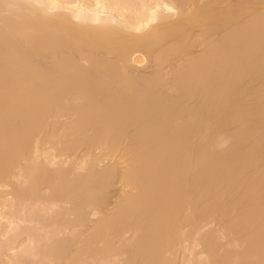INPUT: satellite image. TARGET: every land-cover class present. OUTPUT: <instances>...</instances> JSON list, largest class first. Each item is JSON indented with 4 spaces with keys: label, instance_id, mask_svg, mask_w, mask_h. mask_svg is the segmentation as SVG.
<instances>
[{
    "label": "bare ground",
    "instance_id": "6f19581e",
    "mask_svg": "<svg viewBox=\"0 0 264 264\" xmlns=\"http://www.w3.org/2000/svg\"><path fill=\"white\" fill-rule=\"evenodd\" d=\"M87 1L26 0L0 14V186L10 184L21 207L39 204L47 188L53 211L43 221L58 230H79L87 207L100 214L77 250L71 233L37 253L69 264L125 254L133 264H171L184 228L213 219L239 249L223 250L219 231L199 233L206 264H264V0ZM144 59L152 72L134 74ZM62 116L66 150L112 153L127 142L125 168L99 167L96 154L74 163L81 174H51L38 153L65 146ZM220 136L230 144L219 150ZM115 180L133 191L117 193L105 213Z\"/></svg>",
    "mask_w": 264,
    "mask_h": 264
},
{
    "label": "rangeland",
    "instance_id": "374dc122",
    "mask_svg": "<svg viewBox=\"0 0 264 264\" xmlns=\"http://www.w3.org/2000/svg\"><path fill=\"white\" fill-rule=\"evenodd\" d=\"M25 1L26 0H24V1L19 0V2H18V0H14V1H12V0H0V14L1 15H5V14L7 15V13H10V14L14 13L16 10L18 11V6L21 7L20 9H22L23 8L22 6H23ZM85 1H87V0H85ZM90 1L91 0H89V2ZM21 2H23V3H21ZM93 2H94V0H93ZM90 3H92V2H90ZM25 4H26V2H25ZM41 5H43V4H40L39 7H41ZM14 6H16L17 8L14 7ZM10 7H12V9H10ZM44 7H45V5H44ZM42 8H43V6H42ZM2 13H4V14H2ZM118 27L121 29L122 26L121 27L118 26ZM122 30L125 31V32L127 31V29H125L124 27H122ZM198 30L199 29L196 30L197 33L201 34V32H198ZM200 31H201V29H200ZM197 49L196 50L199 51L200 47H198ZM150 63H149V61L144 59V61H142L141 64L134 66L135 69L134 68L132 69L133 73L134 74L137 73L139 75H141L143 73L142 75H144V74L148 75L149 73L152 72V63H151V65H150ZM68 120H69V118H67V116H62L59 119L58 124L56 125V128H58V129H56V131L58 130L57 131L58 134L61 135V138H59V141L61 143L65 144V146L62 144L63 148H60V147L58 148L60 152L58 151V149H56V150L51 149L52 150L51 151V150H49V146H47V147L46 146H44V147L42 146L40 148L39 153H38V160H40V161H46V160L49 161L50 165H48V167H49V169H51L50 170L51 174L57 168H61L62 167L61 169H63V167H64L65 168L64 170H68V169L71 168V166H72V168L70 169V172L73 175H74V172H75V175L76 174H81V171L83 173V170L75 167L74 163L75 162L79 163V161H81V160L82 161L84 160L83 162L90 163L92 161L93 157H95L94 155H96V154H99L102 157V159L100 157V162L101 163H100L99 167L100 166L101 167H106V165H110L111 167L116 168L115 170H116L117 174H118L119 170L122 171L125 168V166L127 165V159L128 160L130 159L129 155H126L125 152L123 154V149L125 148V146H126V149L128 147L127 146V142H126V144L122 143L121 146L118 147V150L117 151L115 150V152H112V153H107L106 147L104 145L99 147V148H97V149H90L91 151L90 150H86L84 147H79L80 149L78 148V149H72V150L70 148H67V150H66V147H67L66 144L67 143L69 144V141L71 140V137L68 136L69 132H67V134H66V133H63L62 131H63L64 127H65L64 125H66L68 123ZM61 124L63 125V128H62ZM64 134H66V135L63 137ZM62 138H63V140H62ZM218 138H219V136H218ZM229 144H230V140L228 138L222 137V139H221V136H220V141L216 142L214 144V146L216 147V149L220 150V148L221 149L223 147L226 148V146H228ZM62 145H61V147H62ZM128 145H129V142H128ZM47 149L50 152V153L48 152V154L46 153ZM62 149H63V151H62ZM43 150H44V153H45L44 155L45 156L48 155L47 157L43 156V153L41 152ZM53 151H55V152H54V154L52 156ZM103 154H105V155L108 154V155L104 156ZM49 155H51L53 161H51V157ZM125 155H126V157H125ZM64 163H66V164H64ZM68 165H69V167H68ZM73 166H74V169H73ZM71 173H70V175H72ZM73 175L70 176V178L71 177L73 178L75 176V175L74 176ZM12 180L15 181V179H12ZM114 183H115V185H113V188L110 191V194L108 196L106 194L107 198L109 196L110 197L106 201V203L108 202L107 205L105 203V207H104L105 208L104 209L105 213H109V212H111L113 210L112 208L115 207V205L117 203V198L116 197H118V194L120 195V191L121 192H123V191H127V192L133 191L129 186H124L123 182L121 183V181L119 182V180L118 181L115 180ZM11 190H12V186L10 184H8V183H7V185L5 183L4 185L2 184L0 186V264H18L19 263L18 262V258L20 256V252L22 254L23 250H25V254L27 253L29 255V257L27 255V258H26V255L23 253L25 259L23 260V254H22L21 255L22 257L20 258L22 264H25L26 262L29 263V264H34V263L35 264H59V262L61 260H62L61 264H66V262H67V264H69V260H66V261H64L63 259H58L57 260V259L53 258L52 256H49L47 254L45 255V253H47L46 249H45V245H48L49 244L48 242H51L53 240H57V238L59 240L60 239L61 240H66V241L69 242V239H70V241L72 240V234H73V238L75 239L76 236H77V238L75 240L74 239L72 240L74 242V244H73L74 248H73L72 241H71V243H70L71 249L70 250L71 251L77 250L78 249V245H79V247H81L83 245V242H84L83 238L85 239V237L87 236L88 229L90 231L91 227L94 226V222L98 219L100 214L99 213H95V215H94V212L92 211V209L90 207H87L85 213H86V218H88V221L86 219L85 224L82 225L83 227L80 226L79 230H78V226H73L71 224L70 225L68 224L69 225L68 227H67V225L65 226L67 229H65L64 227H61L58 230V228L56 226L53 227V226L49 225V222L47 224L45 221H43L44 219L47 221L46 217L48 218V215L50 214V211H53V210H51V208H49V206L51 207V201L50 200L52 198L49 199V195L48 194H50V191L47 188L45 189V187H43L42 191L40 192V195H39V196H41L42 201H44V202L41 201V198L39 200V204H35L36 202L38 203V200L34 201L33 204H32V201H31V204H30V202L27 203V201H26V203L25 202H23L24 204L22 203L23 209L21 207L20 202H16L14 200V198H12V194H10ZM116 190H118V191H116ZM1 192H2V194H1ZM115 193L116 194L118 193L117 196L115 195ZM47 195H48V197H47ZM46 200H49L50 205L47 204L48 202ZM29 204L31 205V207H30ZM59 206H61V205L59 204ZM62 206H63V209H64V207H68V205H65V204L62 205ZM54 207H55V209H57L58 204L56 205V203H55ZM92 212H93V214L91 215ZM32 214H34V215H32ZM44 214H45V217L43 219ZM37 215H39V220L40 221H41V218H42L43 226H41L42 223H40L39 220H37L35 222V219L36 218L38 219V217H36ZM87 215H88V217H87ZM31 216H32V218H33V216L35 217V219H33V221L31 220ZM69 218H70V216H69ZM72 218H73V216H72ZM37 222H38V225L35 226V224H37ZM221 222H223V221H215L213 219L202 220V221H200L198 223V227H197V229L195 231L197 234L195 232L191 231V229L189 228L190 226L189 227L186 226L184 228L183 232H182V233H185V235L182 234V236L183 235L185 236L184 238L182 237V239H185V240L181 239L182 243H180L179 246H175L174 247L176 249V250L173 249V251H172L173 253H175L174 256H173L172 252H171L172 254H170V255L168 254L169 257H167V259L168 258L170 259L169 262L171 264L172 263L173 264H191V263L194 264L196 262L197 263H201L202 262L201 264H206L207 260H208L207 259V255H206L205 252L203 253L204 249L201 248V245L199 246L198 242H196V244H195V241H197L196 238H198L200 236L199 233L203 234L205 232L210 231L211 229L216 230V232L219 231L218 232L219 235L217 234L218 235V241H220V238H221L220 242L223 243V246L220 243L221 244V248L222 247L224 248V246H225V248L223 250H227V249L231 250V249H233L231 251H234V246L235 245L232 242L234 240H237V239L235 237H232V236H227V235H225L223 233V231H224L223 227H225L224 226L225 223L224 222L221 223ZM85 226H86V228H85ZM40 228H42L41 232H40ZM54 228L57 229V230L54 231ZM37 229H38V232H37ZM186 229H188V231H186ZM60 230H62V232ZM74 230L77 231L76 234H74V232H75ZM44 231H46L48 233V235H47L46 232L44 233ZM59 231H60V233H58ZM189 231H191V232H189ZM186 232H188V237L186 235L187 234ZM15 233H16V235H15ZM40 233H42V234H40ZM131 233L132 232H130V231L125 233L123 235L124 239H122L123 237H121V242L123 241L122 243H124V240L127 241L128 239H131L130 237L133 236V234H131ZM189 233H190V235H189ZM43 234H45V235H43ZM55 234H56V237H55ZM80 234H81V236H80ZM34 236H35V238H34ZM62 237H64V238L62 239ZM32 238H33V241H31ZM48 238H50V239H48ZM187 238H189V239H187ZM229 238H230V240H232V242L229 241ZM39 239H40V242H39ZM80 239H81V242H80ZM29 241H30V244L28 243ZM31 242H34V243L31 244ZM121 242L117 241L116 243H114V246L115 247L121 246L122 245ZM36 243H39L37 248H36ZM81 243H82V245H81ZM235 243L239 244L238 240ZM34 244H35V246L32 248V246ZM42 244H43V247L39 248L40 246H42ZM227 244H230V245H228V247H226ZM28 245H30L29 248H28ZM232 245H233V247H232ZM95 246H97V245H95ZM177 248H178V250H177ZM37 249H38V251H39V249L40 250L42 249V251L45 252V253L44 254H42L41 252L37 253ZM44 249H45V251H44ZM235 249L238 250L239 248H237V246H235ZM230 250H228V251H230ZM34 252L36 253L37 257H35V253ZM69 252H68V254H69ZM17 254H18V256H17ZM40 255L42 256L41 259H39ZM69 255H67L66 257L69 258ZM44 256H45V259H43ZM46 256L48 258H50V259L48 260V258ZM127 256H128V254L121 255V256H118V257L114 256L113 258L111 256L110 259H108L106 261V263L104 262V264H133L127 259ZM27 259H29V260L27 261ZM35 260H40V261L39 262L38 261L35 262ZM82 261L84 263L89 262V264H91L93 262L92 260L90 261L89 259L87 260L86 258H84ZM82 261L79 264H84ZM92 264H95V262H93Z\"/></svg>",
    "mask_w": 264,
    "mask_h": 264
}]
</instances>
